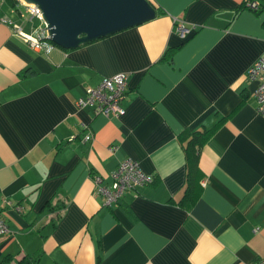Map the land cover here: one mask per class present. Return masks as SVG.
<instances>
[{
	"label": "crops",
	"instance_id": "obj_1",
	"mask_svg": "<svg viewBox=\"0 0 264 264\" xmlns=\"http://www.w3.org/2000/svg\"><path fill=\"white\" fill-rule=\"evenodd\" d=\"M149 1L148 20L37 50L6 22L30 29L14 0H0V264L26 255L34 264H253L264 254V116L246 78L264 50V0L257 10L245 0ZM177 19L196 28L181 38ZM119 71L123 114L75 105L85 86ZM220 118L199 151V194L179 204V134ZM126 157L153 180L104 206L92 176L107 182Z\"/></svg>",
	"mask_w": 264,
	"mask_h": 264
},
{
	"label": "built area",
	"instance_id": "obj_2",
	"mask_svg": "<svg viewBox=\"0 0 264 264\" xmlns=\"http://www.w3.org/2000/svg\"><path fill=\"white\" fill-rule=\"evenodd\" d=\"M14 5L22 16V20L30 23L31 26L29 30H25L21 23L4 19L10 23L12 31L33 49L47 50L52 46L39 7L24 0H14ZM244 6L257 10L260 2L245 0ZM33 18L39 22L33 24ZM195 28L196 25L185 24L181 19H177L173 23V30L181 38L187 37ZM246 78L256 81L254 88L255 109L264 116V50L247 67ZM126 88V73L124 71L106 75L96 85L85 86L83 94L76 98L75 105L79 108L91 107L95 113L120 115L124 112L122 101L126 94ZM89 139H91V131L87 129L83 134V140ZM92 179L96 191L102 196V205L110 206L116 203L127 190L150 183L153 176L144 171L136 159L126 157L110 171L107 182H104L99 174H94ZM6 232H8V225L5 219L0 216V235ZM253 264H264V254Z\"/></svg>",
	"mask_w": 264,
	"mask_h": 264
},
{
	"label": "water",
	"instance_id": "obj_3",
	"mask_svg": "<svg viewBox=\"0 0 264 264\" xmlns=\"http://www.w3.org/2000/svg\"><path fill=\"white\" fill-rule=\"evenodd\" d=\"M36 4L49 39L61 48L138 24L155 16L149 0H24Z\"/></svg>",
	"mask_w": 264,
	"mask_h": 264
},
{
	"label": "trees",
	"instance_id": "obj_4",
	"mask_svg": "<svg viewBox=\"0 0 264 264\" xmlns=\"http://www.w3.org/2000/svg\"><path fill=\"white\" fill-rule=\"evenodd\" d=\"M155 9L157 10V7H155ZM221 119L222 118L218 119V121L211 126L201 125L192 130H183L179 134L186 163V184L179 199V204L189 206L199 194V179L203 175L198 166L199 151L203 143L220 123ZM37 257V255L23 256L17 261V264H34L37 261ZM9 260V258L5 259L4 263L7 264Z\"/></svg>",
	"mask_w": 264,
	"mask_h": 264
},
{
	"label": "rangeland",
	"instance_id": "obj_5",
	"mask_svg": "<svg viewBox=\"0 0 264 264\" xmlns=\"http://www.w3.org/2000/svg\"><path fill=\"white\" fill-rule=\"evenodd\" d=\"M33 22H34L35 24L38 23V21L36 20V18H33Z\"/></svg>",
	"mask_w": 264,
	"mask_h": 264
}]
</instances>
